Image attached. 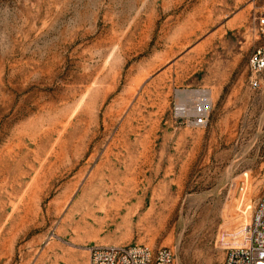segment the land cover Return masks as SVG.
<instances>
[{
	"label": "rangeland",
	"instance_id": "rangeland-1",
	"mask_svg": "<svg viewBox=\"0 0 264 264\" xmlns=\"http://www.w3.org/2000/svg\"><path fill=\"white\" fill-rule=\"evenodd\" d=\"M261 15L264 0H0V264H90L91 244L222 264L247 243Z\"/></svg>",
	"mask_w": 264,
	"mask_h": 264
},
{
	"label": "built area",
	"instance_id": "built-area-1",
	"mask_svg": "<svg viewBox=\"0 0 264 264\" xmlns=\"http://www.w3.org/2000/svg\"><path fill=\"white\" fill-rule=\"evenodd\" d=\"M258 28L264 33V15L258 17ZM249 86L259 89L263 85L264 47L255 49L249 59ZM194 124L207 122L206 108L195 107ZM90 264H175V254L169 247L152 249L141 244H91ZM222 264H264V194L258 201L252 218L249 242L234 245L227 250Z\"/></svg>",
	"mask_w": 264,
	"mask_h": 264
},
{
	"label": "bare ground",
	"instance_id": "bare-ground-1",
	"mask_svg": "<svg viewBox=\"0 0 264 264\" xmlns=\"http://www.w3.org/2000/svg\"><path fill=\"white\" fill-rule=\"evenodd\" d=\"M193 93H194V92H192L191 95H192ZM206 93H207V95H208V98H207V100H206L207 103H206V105H205V108L207 109V107H208V105H209V101H210V100H209V95H210L209 93H210V92H206ZM192 96H193V95H192ZM210 102H211V101H210ZM188 108H189V107H188ZM189 111H190V110H189ZM248 242H249V241H248Z\"/></svg>",
	"mask_w": 264,
	"mask_h": 264
}]
</instances>
